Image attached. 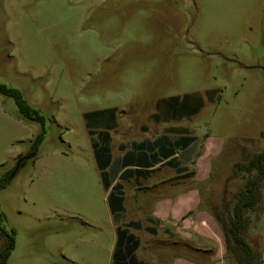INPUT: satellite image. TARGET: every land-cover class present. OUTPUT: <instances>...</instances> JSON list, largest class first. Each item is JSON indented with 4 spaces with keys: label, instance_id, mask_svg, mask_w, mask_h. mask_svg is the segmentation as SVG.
Listing matches in <instances>:
<instances>
[{
    "label": "rangeland",
    "instance_id": "374dc122",
    "mask_svg": "<svg viewBox=\"0 0 264 264\" xmlns=\"http://www.w3.org/2000/svg\"><path fill=\"white\" fill-rule=\"evenodd\" d=\"M0 84L45 119H24L0 92V178L14 175L0 193L16 241L7 264H112L131 220L166 254L200 248L199 264H237L213 213L244 188L234 165L264 151V0H0ZM157 118L200 136L197 159L209 135L223 145L198 211L171 223L139 215L134 186L113 174L131 160L127 124ZM43 129L37 159L19 168ZM244 235L264 257V209Z\"/></svg>",
    "mask_w": 264,
    "mask_h": 264
},
{
    "label": "crops",
    "instance_id": "0c3cea01",
    "mask_svg": "<svg viewBox=\"0 0 264 264\" xmlns=\"http://www.w3.org/2000/svg\"><path fill=\"white\" fill-rule=\"evenodd\" d=\"M156 120L157 123L140 125L138 128L127 124L124 133L128 134L133 130L137 135L129 140L132 149L126 158L137 160L136 163L133 160L125 163L123 158L118 160L120 163L115 167L113 174L116 176L115 182L121 175H126V184L134 186L131 200L139 215L149 216L150 222L171 223L170 218L178 220L198 211L202 196L197 185L208 184L210 181L211 161L220 154L223 145L214 143L209 135L204 143L205 154L197 159L196 155L201 146L200 136H183L178 132L179 128H169V120ZM175 130L178 132L176 135ZM121 139L118 136L115 138L117 143L121 142ZM112 143H115L114 140L111 141V146ZM193 163H196L197 170L191 174L190 167ZM162 186L168 189L167 197L159 193ZM200 215L209 221L206 216H210V211H201ZM133 222L139 223L138 220H131L127 225ZM141 229L142 227L136 229L131 226L129 236L116 239L115 249L119 252L117 257H113L112 264H164L166 258H172L168 261L169 264H199L196 261L198 256L208 255L206 249L201 252L200 248H195L191 250L192 254L171 256L164 253L165 243L156 240L142 242L136 233ZM145 230L154 236L158 235L155 228L146 227Z\"/></svg>",
    "mask_w": 264,
    "mask_h": 264
},
{
    "label": "trees",
    "instance_id": "16d2710c",
    "mask_svg": "<svg viewBox=\"0 0 264 264\" xmlns=\"http://www.w3.org/2000/svg\"><path fill=\"white\" fill-rule=\"evenodd\" d=\"M0 92L15 100L24 119L38 122L44 126V117L23 99L18 90L0 84ZM44 137L45 129L34 140L31 153L20 159L19 168L28 161L37 159L38 150L44 141ZM242 173L246 177L244 188L236 194L233 202H224L223 207L214 211L213 214L222 228L226 250L233 255L237 264H264L263 254L256 251L244 235L249 224L251 225L252 216L260 214L264 209V151L255 154L248 162L236 163L232 177L238 178ZM13 178V173L0 178V193L9 186ZM122 201V197L114 198L112 206L121 209ZM4 220L5 216L0 210V234L6 239L5 246L0 251V264H7L16 245L14 231L11 234L6 231L3 227ZM129 226L136 229L141 228V225L136 222ZM117 252L119 251L117 250Z\"/></svg>",
    "mask_w": 264,
    "mask_h": 264
}]
</instances>
